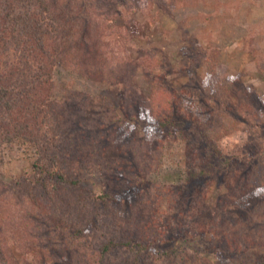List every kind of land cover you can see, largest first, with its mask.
<instances>
[{"label":"trees","instance_id":"16d2710c","mask_svg":"<svg viewBox=\"0 0 264 264\" xmlns=\"http://www.w3.org/2000/svg\"><path fill=\"white\" fill-rule=\"evenodd\" d=\"M94 2L0 0V264H158L155 257L163 264H196L200 252L195 250L191 258L186 254L195 241L184 225L173 239L170 232L159 237L152 232L146 238L134 233L142 218H158L150 210L165 196L170 207L178 206V217L192 191H200L209 180L227 186V177L234 175L245 185L242 198L253 201L243 221L247 234L248 225L253 228L259 222L256 239L248 243L243 234L224 232L213 235L211 245L201 240L204 251L227 258L228 263L252 264L249 250L262 259L254 263L264 264V128L248 129L262 140L258 152L235 171L231 156L221 149L222 137L233 127L231 120L216 118L203 125L195 139L167 89L155 86L144 97L133 81L135 70L141 66L149 77L157 61L142 56L135 62L123 49L111 47L108 43L122 35L112 30V16L95 11ZM5 44H12L11 50ZM56 66L118 85L122 97L116 109L111 108L114 118L105 123L90 116L87 93L55 98ZM235 94L239 109L247 103L248 111L255 112L244 90L238 88ZM260 106L264 109V102ZM115 117L119 127L127 125L135 133L136 123L143 122L144 137L159 138L152 146L149 141L121 144L119 153L129 162L123 170L117 159L107 157L104 151L110 143L102 139L106 133L102 128L113 124ZM161 136L181 138L201 156L198 164L185 168L180 186L146 177L159 164L155 160L160 161ZM9 147L26 151L31 159L30 171L14 181L2 178ZM92 171L100 175L98 184L91 182L97 189L82 178ZM130 187L138 191L137 199H132ZM119 212L127 213L130 224L118 220ZM213 226L212 231L221 229L218 223ZM157 238L161 242L171 238L173 245L161 255L152 253L147 243Z\"/></svg>","mask_w":264,"mask_h":264},{"label":"rangeland","instance_id":"374dc122","mask_svg":"<svg viewBox=\"0 0 264 264\" xmlns=\"http://www.w3.org/2000/svg\"><path fill=\"white\" fill-rule=\"evenodd\" d=\"M94 4H97L95 11L106 12L113 17L110 26L122 35L116 43H108L111 47L123 49L135 62L142 56L157 61L149 77L143 73L141 66L135 70L133 81L144 97H148L155 86L167 89L176 103L174 107L181 116H186L189 132L194 134L195 139L203 131V125L217 122L216 118L219 121L226 117L228 122L231 120L233 127L230 133L222 137L221 149L231 156L229 159L234 170L236 168L235 171L240 172V166L258 152L262 140L248 129L264 128V109L260 106L264 102V0H95ZM124 26L129 28L128 37H125L127 30L125 28L124 31ZM11 45L5 44L9 50ZM53 76L55 98L63 99L77 92L87 93L90 99L87 113L90 116L105 123L114 118L111 108L116 109L122 97L118 85L87 79L59 66L55 67ZM238 88L244 90L256 114L248 111L247 103H243V108H238V94H235ZM260 108L261 113L257 112ZM136 124L138 131L135 133L128 130L127 125L119 127L115 117L113 124L102 128L106 131L103 141L110 143L104 152L107 157L117 159L121 170L129 165L128 161L123 160L125 155L119 153L121 144L130 140L138 141L135 142L138 144L149 141L152 146L159 141L157 136L144 137L143 122ZM161 139L158 145L160 151H156L161 158L160 161L155 160L159 164L146 177L154 182L180 186L185 182V168L198 164L201 156L181 138L161 136ZM26 155V151L7 148L3 180L14 181L30 171L31 159ZM82 178L88 180L86 185L98 188V185L94 186L98 184L97 178L100 179L96 172H86ZM227 178V186H217L214 180H209L200 191H192L190 200L184 204L186 207H179L178 217L175 214L178 206L170 207L165 196L155 209L150 210V214L155 213L158 218L153 221L142 218L134 234L138 238H146L152 232L157 237L170 232L168 234L173 239L177 229L184 225L183 229L195 241L186 248V254L191 258L195 250L200 252L201 259L196 264H232L226 262L227 258L219 259L211 252L206 253L202 241L211 245L213 235L229 232L227 235L230 236L243 234L242 237L244 240L247 237L249 243L256 239L254 233L259 231L260 224L256 223L253 228L250 224V232H244L247 226L244 228L243 215H248L247 210L253 201L246 202L242 198L245 185L238 184L240 180L237 175ZM129 189L132 199H137L138 191L131 187ZM118 214L121 217L119 221L130 224L127 213ZM0 217L3 218V212ZM215 223H218L220 230L212 231ZM170 239L169 242H161L157 238L150 244L146 243L152 253L161 255V251L173 245ZM247 256L248 260L252 259V264H256L255 259L262 260L249 250ZM154 259L158 264H163L158 257Z\"/></svg>","mask_w":264,"mask_h":264}]
</instances>
